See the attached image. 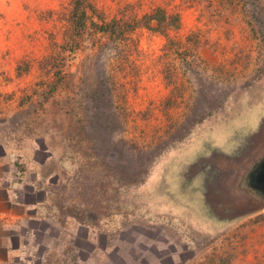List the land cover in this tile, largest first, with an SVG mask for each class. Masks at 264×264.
Masks as SVG:
<instances>
[{
    "label": "rangeland",
    "instance_id": "rangeland-1",
    "mask_svg": "<svg viewBox=\"0 0 264 264\" xmlns=\"http://www.w3.org/2000/svg\"><path fill=\"white\" fill-rule=\"evenodd\" d=\"M75 6L0 0V264H264V0Z\"/></svg>",
    "mask_w": 264,
    "mask_h": 264
},
{
    "label": "water",
    "instance_id": "water-1",
    "mask_svg": "<svg viewBox=\"0 0 264 264\" xmlns=\"http://www.w3.org/2000/svg\"><path fill=\"white\" fill-rule=\"evenodd\" d=\"M263 142L264 139L258 144L261 145ZM227 164L231 173L228 175L229 190L226 193V200L234 203L236 209L242 211H255L264 208V148L256 149L255 143L252 142L246 157L234 164L231 161V165L228 162ZM220 168L223 167L220 165ZM218 187L221 191L225 189V186L220 182Z\"/></svg>",
    "mask_w": 264,
    "mask_h": 264
},
{
    "label": "crops",
    "instance_id": "crops-1",
    "mask_svg": "<svg viewBox=\"0 0 264 264\" xmlns=\"http://www.w3.org/2000/svg\"><path fill=\"white\" fill-rule=\"evenodd\" d=\"M260 116L262 117L259 126L250 134L251 141L255 143L256 149L261 147L264 148V142L261 144L262 146L258 144L262 139H264V114Z\"/></svg>",
    "mask_w": 264,
    "mask_h": 264
},
{
    "label": "trees",
    "instance_id": "trees-1",
    "mask_svg": "<svg viewBox=\"0 0 264 264\" xmlns=\"http://www.w3.org/2000/svg\"><path fill=\"white\" fill-rule=\"evenodd\" d=\"M83 2H84V0H75V3H76V6L75 7H77L78 5H82L83 4ZM84 12H85V9H82V13L84 14ZM147 19H148V21H151V20H153V19H156L157 21V23L158 24H160V22L162 21L161 19H158V18H156L155 16H154V14L153 15H149L148 17H147ZM143 179H140V180H138V181H142Z\"/></svg>",
    "mask_w": 264,
    "mask_h": 264
}]
</instances>
